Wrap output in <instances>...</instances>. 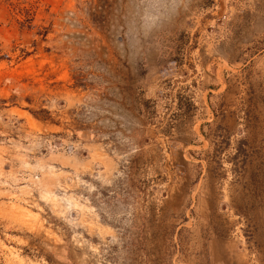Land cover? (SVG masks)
I'll list each match as a JSON object with an SVG mask.
<instances>
[{
	"label": "rangeland",
	"instance_id": "1",
	"mask_svg": "<svg viewBox=\"0 0 264 264\" xmlns=\"http://www.w3.org/2000/svg\"><path fill=\"white\" fill-rule=\"evenodd\" d=\"M0 264H264V0H0Z\"/></svg>",
	"mask_w": 264,
	"mask_h": 264
}]
</instances>
